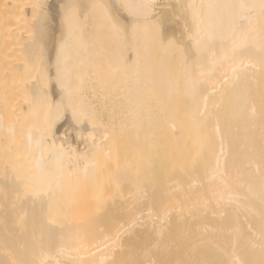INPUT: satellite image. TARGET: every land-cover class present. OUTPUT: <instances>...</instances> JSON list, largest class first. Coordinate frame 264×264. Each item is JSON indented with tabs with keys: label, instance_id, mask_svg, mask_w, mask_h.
Masks as SVG:
<instances>
[{
	"label": "bare ground",
	"instance_id": "1",
	"mask_svg": "<svg viewBox=\"0 0 264 264\" xmlns=\"http://www.w3.org/2000/svg\"><path fill=\"white\" fill-rule=\"evenodd\" d=\"M4 50L0 264H264V0H0Z\"/></svg>",
	"mask_w": 264,
	"mask_h": 264
},
{
	"label": "rangeland",
	"instance_id": "2",
	"mask_svg": "<svg viewBox=\"0 0 264 264\" xmlns=\"http://www.w3.org/2000/svg\"><path fill=\"white\" fill-rule=\"evenodd\" d=\"M39 52H41V50L40 49H38V53ZM38 53H36V54H38ZM16 54V55H15ZM40 54V53H39ZM41 54H42V52H41ZM13 55H15V57H14V60L15 61H11L10 59H12V57H13ZM42 56V55H41ZM40 55H39V58L41 57ZM18 57H22L23 59L21 60L20 58H19V60L20 61H23V63H22V65H23V68L24 69H28L27 71H28V73L26 72V71H24V72H22L20 75L22 76V80H25L26 82L29 80V82H32V80L31 79H33V81H34V77L33 76H35V74L33 73L34 72V68L36 67L37 68V70H36V74L38 75H36L35 77H38L37 79H38V81L39 82H41L42 84H44V85H42L41 83H40V85H39V83H37L39 86H41L42 85V87L43 88H45L46 87V85H45V83L46 82H44V81H46L45 79H47L46 77H47V75H46V73H44V71H45V69H43L42 70V68H41V70L39 69V67H41L42 66V64H41V59H38V57H37V55L35 56V57H37V58H34L35 59V61H34V64L35 65H33L32 66V69H33V72L31 71L32 69H29L28 67H27V65H26V60H25V54H22V51L21 50H13V51H9V53H6L5 52V50L4 51H0V76H3V71H4V69L6 70V72H8V71H10V70H12L14 67H15V63H16V59H18ZM18 61V60H17ZM14 64H13V63ZM12 64H13V67H12ZM17 64V63H16ZM39 64V65H38ZM41 65V66H40ZM34 67V68H33ZM9 68V69H8ZM31 71V73H30V71ZM5 72V71H4ZM46 72V71H45ZM41 73H43V75L41 74ZM31 74H33V75H31ZM44 74L46 75V76H44ZM33 77V78H32ZM39 77H40V80H39ZM11 77L9 76V78H7V79H10ZM31 78V79H30ZM45 78V79H44ZM43 79H44V81H43ZM31 80V81H30ZM35 80H36V78H35ZM24 81V82H25ZM35 82H37V81H35ZM28 83V82H27ZM29 84V83H28ZM9 85V84H8ZM10 86V85H9ZM41 87V88H42ZM0 92H1V90H0ZM28 100V99H27ZM47 101V100H46ZM46 101H45V104H46Z\"/></svg>",
	"mask_w": 264,
	"mask_h": 264
}]
</instances>
